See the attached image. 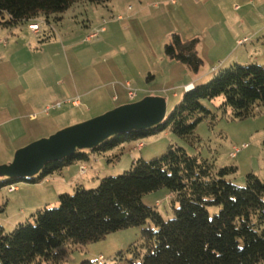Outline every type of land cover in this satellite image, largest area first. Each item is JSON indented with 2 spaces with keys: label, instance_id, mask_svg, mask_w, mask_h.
Instances as JSON below:
<instances>
[{
  "label": "rangeland",
  "instance_id": "obj_1",
  "mask_svg": "<svg viewBox=\"0 0 264 264\" xmlns=\"http://www.w3.org/2000/svg\"><path fill=\"white\" fill-rule=\"evenodd\" d=\"M237 3H241L240 0H237ZM211 7V3L205 6L203 2L196 0H174V3L171 0H106L100 4L79 1L63 14L57 15L60 17L58 21H55L56 15H53L49 17V23L45 22L44 17H40L14 28L0 27V121L7 122V125L0 129V166L8 164L16 150L77 124L71 123L75 121L72 119L80 116L79 110L72 111L71 114L69 111L63 112L65 110L59 112L49 109L50 112L45 115L32 106L26 107V113H37V131L31 130L33 124H28L26 118L19 117L18 123L9 120L13 114H19L22 104L28 103L29 98L26 96L43 90L56 91L54 78L57 77L64 81L68 92L72 91L73 83L81 92L96 87L97 92H92L91 97H86L93 102V113H98L108 106L107 100L110 99L109 95H113L115 86L124 90L126 83L137 92V98L132 101L140 100L144 91L152 96L162 97L166 102L167 113H170L180 101L182 90L187 86H183L185 83L194 79H198L196 85L206 83L220 72L218 69L229 67L228 64L220 67L218 62L210 64L206 58L210 55L215 58L220 56L206 53L212 39L203 36L205 30L202 26H206L212 19L213 14H209L213 12ZM245 12L254 14L249 8ZM118 17L120 19H117ZM31 24L39 25L37 33L30 31ZM101 27L107 32L103 33ZM31 33L39 35L32 36ZM172 33L178 34L184 41L193 38L201 40L196 50L205 60L202 59L203 66L198 73H193L183 64L170 61L164 56V44ZM92 34L95 35L91 37ZM43 42L50 45H43V51L37 52L38 45ZM62 42L66 49L61 51L57 46L60 47ZM232 52L238 59H241L240 55L243 59H258L257 63L252 64L264 67V46L246 53L242 49ZM212 67H218L217 71H211ZM143 69L146 74L150 72L155 75L154 81L146 82L145 77L139 78ZM38 82L44 83L43 87L35 89ZM137 82H140V86ZM131 89L128 91H132ZM173 94L177 95L176 99L172 97ZM222 102V96L201 101L211 115L197 125L194 134L199 142L195 147L169 134L176 143L173 145L185 149L189 155L207 159L215 168L235 167L236 172L227 179L236 186H245L248 174H253L264 182V107H256L252 116L238 120L234 118L230 108L225 111L218 109ZM30 104L32 105L31 102ZM91 115L93 114H85L78 119L86 121L98 116L89 118ZM57 122H61L60 126H56ZM49 123H53V128L50 132H45L42 128H46ZM34 132L43 137L36 136L40 138L35 139ZM138 142L145 145L142 153L145 160L163 154L170 143L164 133ZM138 142L132 141L118 146L104 156L90 157L89 161L85 162L86 175H80V179L85 181V189L96 188L104 177H116L128 171L132 155L138 158L139 153L132 151ZM242 145H246V148L231 159L229 153L232 148H240ZM138 146L139 144L137 148ZM93 167L98 170L93 171ZM6 180L0 177V183ZM14 185L21 190H27L24 192L33 198L42 192V189L26 182L20 181ZM74 187L69 188L66 193L73 194ZM7 189V186L0 188V218H9L8 222H1L0 219V226L5 232H11L18 225L11 224V221L18 216L22 205L12 202L5 209V203L10 199ZM141 202L144 206L153 208L165 221L174 217V209L178 207L175 196L166 189L145 195ZM57 207L56 201L51 202L47 209ZM35 209L33 208L34 211ZM219 209L207 208L209 216L217 214ZM148 228L154 229L152 223L111 233L104 239L87 245L66 244L55 249L56 261L43 264L140 263L146 254L143 230Z\"/></svg>",
  "mask_w": 264,
  "mask_h": 264
},
{
  "label": "trees",
  "instance_id": "obj_2",
  "mask_svg": "<svg viewBox=\"0 0 264 264\" xmlns=\"http://www.w3.org/2000/svg\"><path fill=\"white\" fill-rule=\"evenodd\" d=\"M79 1L100 4L106 0H0V27L14 28L40 17L48 23L53 15L58 21L57 15ZM198 44L196 38L184 41L172 33L163 54L198 73L203 66ZM218 71L210 81L183 90L180 101L159 125L116 135L92 150L76 151L47 164L33 178L7 179L0 188L20 181L39 183L64 167L89 161L92 155L104 156L118 146L165 131L195 147L199 142L195 129L211 115L202 100L222 96L218 109L230 108L238 120L252 116L256 107H264L263 66L233 63ZM235 172L233 166L215 168L207 159L171 144L159 156L135 159L119 176L100 179L94 189L76 186L73 194L58 195L57 208L35 211L11 232L0 226V264L52 263L55 249L61 246L87 245L147 223L154 229L143 230L146 254L136 264H264V182L248 174L245 186H236L227 179ZM160 189L173 194L178 202L174 217L167 221L141 202ZM209 207L220 209L210 217Z\"/></svg>",
  "mask_w": 264,
  "mask_h": 264
},
{
  "label": "crops",
  "instance_id": "obj_3",
  "mask_svg": "<svg viewBox=\"0 0 264 264\" xmlns=\"http://www.w3.org/2000/svg\"><path fill=\"white\" fill-rule=\"evenodd\" d=\"M196 1L203 2L205 6L209 5L210 3L212 4L211 10L213 12L209 13L210 15L213 14L211 15L212 19L210 20V23L207 22L206 26L204 25L202 26V29L205 30L203 33V36H207L212 39L209 41L206 53H209V55L210 54H213V55L220 54V56L215 58V56L210 55L206 57L208 58V62L210 64H213L214 62H218L219 66L220 65L222 66L223 64L230 65L233 63H237L241 65H248V64H251L252 62L257 63L258 59H252L250 57L248 59H243V56L240 55V58L242 59L241 61V59L234 57L232 51L236 49V52H237L239 49H242L246 53L247 51L256 49V47L264 46V0H240L241 3H237V0H223V1L221 0V2L219 0H196ZM247 8H249L250 10H253L254 14L252 15L247 14V12H245ZM117 19H120V17H118ZM103 30L104 28L101 27V31ZM105 32H107L106 29L104 30L103 33ZM39 33L38 34L31 33V35L38 36ZM94 35L95 34H92L90 36L92 37ZM200 43H201V40L199 41V45ZM63 44L64 42H62L60 47L57 46L59 48L58 50L61 49L62 51L66 49L65 45L63 46ZM43 45H50V43L47 42V44H45L43 42L39 44L37 52H39V50H40V53L41 51H43ZM248 45L249 47H247ZM202 59L205 60V57H202ZM145 74L146 72L143 69L139 74V78L145 77L146 82L150 80L154 81L155 75H152L150 72L147 73L146 75ZM148 75H151L150 79H147ZM197 82H198V79H194L191 82L185 83L183 86L189 85V84H191L192 86H195ZM54 83L57 86V89L54 92L51 90H48V91L43 90L39 93L34 92L31 95L26 96V98L27 97L29 98L28 103L26 102L22 104L21 105L22 109L21 111H19V114L18 113L13 114L11 117H9V120L11 122L13 121V122L18 123L19 117L22 119L26 118L28 119V124H33L31 130L37 131L36 129H37L38 123H35L37 122V119H38L37 113H34L35 111L26 113L27 106L28 107L32 106L33 109H38L41 113L44 112L45 115H47L46 113L47 112L49 113L50 110H55V111L57 110L59 112L62 110H65L63 112L69 111L71 114H73L75 110H79L81 111L80 116L77 117V119H72V120H75L74 122H72L71 120L72 122L71 124H74V123L82 122L83 119L79 120L78 118L83 117V115L85 114H93L89 117L91 118L96 115L102 114L103 112L110 110L114 107L116 108L117 106L127 104L129 103L128 102L129 100L132 101L135 98H137V92L131 89L129 83H126L124 85L125 87L124 90H120L119 88H116L115 86L113 88L114 90L113 95L112 96L109 95L110 99L108 98L109 100H107L108 106L103 107L104 109L99 111L98 113H93V110H92L93 102L91 99H86V97L88 96L91 97L92 92H97L96 87H92L91 89H86L85 92H81L79 87H77V85L73 83L72 91L68 92L67 87H65L64 81H61L58 77L54 78ZM43 84L44 83L38 82L36 84L35 89L39 86L43 87ZM136 84L140 86V82H137ZM128 89H131L132 91L136 93L135 98L132 100L129 99L128 97ZM146 96H152V95L147 94L144 91H142L141 99ZM172 97L176 99L177 95L173 94ZM26 98L24 97V99ZM100 99H102V97H100ZM30 102L32 103V105L30 104ZM51 104L54 106L59 104V106L56 108H51L48 111H45V109L49 107V105ZM18 107H20V104L18 105ZM82 109H83V112H82ZM60 124L61 122L60 123L57 122L56 126H60ZM62 124H64V122H62ZM6 125H7L6 121H0V129H2ZM52 125L53 123L52 124L49 123L47 124L46 128H42V129H44L45 132H50V130L53 128ZM64 126H67V125H64ZM163 133H164V137H166L170 141L167 147L171 144H176L175 141L170 137L169 134L171 133L169 131H165ZM36 136L43 137L42 135H37L35 133L34 138L35 139L40 138ZM138 144H141L142 146L140 148H137ZM144 149H145V145L142 142H138L136 146L132 148V151L138 152L139 153L137 155L138 158L144 159V157L142 156ZM95 156L96 155H92L90 157L92 158ZM132 156H133L132 157V162H133L136 158L134 154ZM95 162H97L96 159H95ZM85 165H86L85 163H80V162L74 163L68 167H64L59 172L53 173L52 175L40 181L39 183H36V184L29 183L31 185H34V187H38V189H42L40 190L42 192L35 198H33L32 196H29L27 192H24L27 190H21L14 185L15 190L13 192H7L10 195V199L6 201L5 209L8 206V204L12 202H19L22 205V208L20 209L19 214L14 219V221H11V224H14L16 226V224L27 221V219L29 218L31 214H33V212H35L36 210L42 209L44 207H47L51 202H56L58 195L62 193H66L69 188L72 189L73 186L84 187L85 181L80 179V175H86L87 167ZM81 167H84L86 169L84 174H80ZM76 169H77V172H76ZM94 170L97 171L98 169L96 167L95 168L93 167V171ZM44 187L46 188L44 189ZM47 187H50V188H47ZM33 208H36L35 211L33 210ZM8 218L9 217L0 218V219H1V222H6Z\"/></svg>",
  "mask_w": 264,
  "mask_h": 264
},
{
  "label": "water",
  "instance_id": "obj_4",
  "mask_svg": "<svg viewBox=\"0 0 264 264\" xmlns=\"http://www.w3.org/2000/svg\"><path fill=\"white\" fill-rule=\"evenodd\" d=\"M166 113V102L158 96H146L118 106L16 150L12 160L0 166V177L33 178L47 164L61 161L76 151L92 150L119 134L155 127L162 123Z\"/></svg>",
  "mask_w": 264,
  "mask_h": 264
},
{
  "label": "built area",
  "instance_id": "obj_5",
  "mask_svg": "<svg viewBox=\"0 0 264 264\" xmlns=\"http://www.w3.org/2000/svg\"><path fill=\"white\" fill-rule=\"evenodd\" d=\"M171 2L172 3H174V0H171ZM235 8H237V7H235ZM29 29H30V31L31 32H38L39 31V25L38 24H31V26L29 27ZM190 89H192V85H187V86H185L184 88H183V90L184 91H189ZM135 96H136V94H135V92H133V91H128V97L132 100L133 98H135ZM59 106V104H57V105H55V106H50V107H47L46 109H45V111H48L49 109H51V108H56V107H58ZM142 145L141 144H139V146H138V148H140ZM246 148V145H242L240 148H235V147H233L232 148V150H231V152L229 153V157L231 158V159H234L236 156H237V154L240 152V150H242V149H245ZM85 171H86V169L84 168V167H81L80 168V174H84L85 173ZM15 190V186L14 185H10V186H8V189H7V191L8 192H13Z\"/></svg>",
  "mask_w": 264,
  "mask_h": 264
}]
</instances>
